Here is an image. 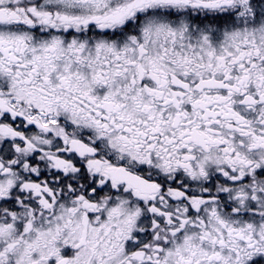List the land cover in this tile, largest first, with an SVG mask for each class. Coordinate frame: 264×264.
Here are the masks:
<instances>
[{"label": "snow or ice", "instance_id": "6c2138e0", "mask_svg": "<svg viewBox=\"0 0 264 264\" xmlns=\"http://www.w3.org/2000/svg\"><path fill=\"white\" fill-rule=\"evenodd\" d=\"M0 264H264V0H0Z\"/></svg>", "mask_w": 264, "mask_h": 264}]
</instances>
